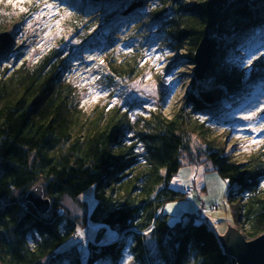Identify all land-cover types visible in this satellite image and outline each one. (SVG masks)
<instances>
[{
	"label": "trees",
	"instance_id": "16d2710c",
	"mask_svg": "<svg viewBox=\"0 0 264 264\" xmlns=\"http://www.w3.org/2000/svg\"><path fill=\"white\" fill-rule=\"evenodd\" d=\"M59 1L84 13L83 28L96 26L94 38L106 33L110 86L138 74L143 42L153 36L175 55L174 69L185 60L194 64L200 42L210 38L213 61L203 80H213L219 99L204 103L202 81L193 78L171 118L157 108L133 119L118 106L87 115L67 78L71 54L54 49L32 68H7L0 75V264H56L65 255L71 264H120L126 251L137 264H237L205 217L184 214L171 225L164 208L186 199L171 185L184 165L209 164L229 185L234 222L245 238L264 234V149L239 163L210 126L237 111L255 87L264 91V74L242 88L241 73L227 63L250 39L264 38V0ZM125 29L139 45L121 51L117 40ZM91 187L97 201L91 221L120 237L90 242L83 260L75 247L61 250L75 233L61 198ZM36 188L50 201L44 213L28 200Z\"/></svg>",
	"mask_w": 264,
	"mask_h": 264
},
{
	"label": "rangeland",
	"instance_id": "374dc122",
	"mask_svg": "<svg viewBox=\"0 0 264 264\" xmlns=\"http://www.w3.org/2000/svg\"><path fill=\"white\" fill-rule=\"evenodd\" d=\"M134 2L137 0L132 1ZM87 20L84 13L60 3L59 0H0V35L9 33L14 38L12 50L3 55L0 52V75L7 68H32L56 49L64 55L72 56L67 78L78 89L80 105L87 115L96 107L111 109L118 106L128 111L133 119L136 116H148L157 108H160L166 117H173L180 108L187 90L191 88L194 64L185 60L181 66L174 69L171 64L175 55L167 48H162L153 36L152 40L143 42L142 53L138 59V74L110 86L104 78L107 73L104 62L107 52L104 45L109 39L106 33L94 38L96 26L83 28ZM102 20L104 18L97 20V23ZM3 29L7 30L2 32ZM133 36L132 30H123L118 36L117 49H128L134 41L135 45H139V41ZM116 54L119 55L120 51ZM227 63L241 73L242 88L248 87L256 75L264 74V38L259 35L250 39L228 58ZM201 81L199 91L208 92L215 89L212 79ZM255 89L256 91L227 119L210 121V126L218 132L217 134L225 136L226 155L232 156L239 163H245L252 154L264 149V91L261 85ZM262 111L263 115L257 118L258 113ZM249 115H252V119H245ZM205 119L203 117V120ZM210 170L209 164L184 165L171 185L184 193L187 188H191L194 195L188 198L186 190V199L167 204L164 211L170 216V224L175 225L184 214L204 216L200 208L209 209L214 206L217 210L213 216L210 215L212 218L204 217L209 221L210 227L223 237L227 234L229 226L237 229L238 227L235 225L228 201L229 185L218 173ZM61 200L63 209L75 220V233L61 250L75 247L84 260L90 242L104 245L119 239L117 231L91 221L90 217L97 202L94 187L77 198L65 195ZM169 205L172 206L171 210ZM63 226H66V221L63 222L62 229ZM147 241L150 253L155 254L154 242L149 238ZM72 253L74 254V251ZM70 261L71 257L65 255L64 259L56 264H71ZM120 264L137 262L133 255L126 251Z\"/></svg>",
	"mask_w": 264,
	"mask_h": 264
},
{
	"label": "water",
	"instance_id": "95a60500",
	"mask_svg": "<svg viewBox=\"0 0 264 264\" xmlns=\"http://www.w3.org/2000/svg\"><path fill=\"white\" fill-rule=\"evenodd\" d=\"M98 1V0H94ZM14 46V38L5 33L0 35V52L5 54L11 51ZM213 61V43L210 38H204L194 56V79L196 81L203 80L211 67ZM200 98L206 104H212L219 99L215 95V91H200ZM263 115V111L258 113L257 118ZM28 200L36 207V209L44 213L50 207V201L43 198L40 189L32 190L28 196ZM220 242L225 252L236 259L237 264H264V234L254 240H247L243 233L235 228L230 227L227 234L223 237L219 236Z\"/></svg>",
	"mask_w": 264,
	"mask_h": 264
},
{
	"label": "built area",
	"instance_id": "2783aa9c",
	"mask_svg": "<svg viewBox=\"0 0 264 264\" xmlns=\"http://www.w3.org/2000/svg\"><path fill=\"white\" fill-rule=\"evenodd\" d=\"M187 190V193H188V195H187V197L188 198H190V197H192L194 194H193V190L191 189V188H187L186 189ZM186 190H185V193H186ZM192 190V191H191ZM215 210H217V208H215L214 206L213 207H211V208H209V209H207V208H200V212L204 215V216H207V217H209V218H212V217H210V215L212 214V216L214 215V213H215ZM203 216V217H204ZM214 220H215V218H213ZM213 221V220H212Z\"/></svg>",
	"mask_w": 264,
	"mask_h": 264
},
{
	"label": "snow or ice",
	"instance_id": "6c2138e0",
	"mask_svg": "<svg viewBox=\"0 0 264 264\" xmlns=\"http://www.w3.org/2000/svg\"><path fill=\"white\" fill-rule=\"evenodd\" d=\"M245 119H252V115L246 116ZM254 142H255V141H254ZM168 207H169V210H171L172 206L169 205Z\"/></svg>",
	"mask_w": 264,
	"mask_h": 264
}]
</instances>
